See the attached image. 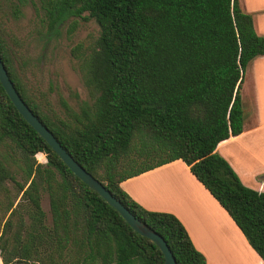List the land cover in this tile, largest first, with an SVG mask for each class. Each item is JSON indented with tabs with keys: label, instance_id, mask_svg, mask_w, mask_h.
Segmentation results:
<instances>
[{
	"label": "trees",
	"instance_id": "trees-1",
	"mask_svg": "<svg viewBox=\"0 0 264 264\" xmlns=\"http://www.w3.org/2000/svg\"><path fill=\"white\" fill-rule=\"evenodd\" d=\"M49 7L47 34L65 13L97 24L92 44L71 48L88 101L74 109L63 100V116L45 112L0 37L1 60L32 112L86 171L162 235L176 264L207 263L174 214L145 209L120 186L176 159L264 261V191L244 185L215 151L242 131L244 72L264 55V36L251 14L238 0H49ZM40 153L45 162L37 160ZM0 258L3 264H164L155 243L68 168L1 83Z\"/></svg>",
	"mask_w": 264,
	"mask_h": 264
},
{
	"label": "crops",
	"instance_id": "crops-1",
	"mask_svg": "<svg viewBox=\"0 0 264 264\" xmlns=\"http://www.w3.org/2000/svg\"><path fill=\"white\" fill-rule=\"evenodd\" d=\"M238 1L251 14L254 29L264 34V0ZM245 70L240 90L242 131L220 141L215 151L226 159L244 185L264 191V55L251 60ZM246 77L250 84L248 108L244 107L243 92ZM120 186L145 209L174 214L207 264H224L221 259L239 247L257 255L229 214L182 160L125 179ZM257 257L258 261L250 263L264 264Z\"/></svg>",
	"mask_w": 264,
	"mask_h": 264
},
{
	"label": "rangeland",
	"instance_id": "rangeland-1",
	"mask_svg": "<svg viewBox=\"0 0 264 264\" xmlns=\"http://www.w3.org/2000/svg\"><path fill=\"white\" fill-rule=\"evenodd\" d=\"M49 8V0H26L23 3L17 0H0V37L28 93L37 99L45 112L48 111L47 108H52L63 116V100L74 109H77L79 102L88 101L71 48L78 42L92 44L98 35V27L93 20L65 13L57 30L47 34ZM255 31L264 36L257 29ZM243 92L244 107L248 108L250 84L247 77ZM36 158L40 162L46 161L43 153L36 154ZM41 207L49 221L46 195L41 199ZM249 250L239 247L237 252L221 261L224 264H249L258 261L257 255H251ZM0 264H3L1 258Z\"/></svg>",
	"mask_w": 264,
	"mask_h": 264
},
{
	"label": "water",
	"instance_id": "water-1",
	"mask_svg": "<svg viewBox=\"0 0 264 264\" xmlns=\"http://www.w3.org/2000/svg\"><path fill=\"white\" fill-rule=\"evenodd\" d=\"M0 83L10 101L21 116L45 139L54 152L62 159L68 168L91 189L97 192L109 205H111L122 218L140 235L150 239L160 249L164 256V264H176L175 258L165 239L146 223L138 219L122 204L97 178L81 166L70 153L61 145L53 133L39 120L28 105L21 98L0 57Z\"/></svg>",
	"mask_w": 264,
	"mask_h": 264
}]
</instances>
